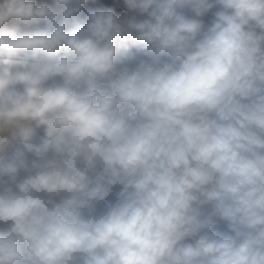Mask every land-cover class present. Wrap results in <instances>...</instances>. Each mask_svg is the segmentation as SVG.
I'll return each mask as SVG.
<instances>
[{
	"label": "clouds",
	"instance_id": "9594fccd",
	"mask_svg": "<svg viewBox=\"0 0 264 264\" xmlns=\"http://www.w3.org/2000/svg\"><path fill=\"white\" fill-rule=\"evenodd\" d=\"M0 264H264V0H0Z\"/></svg>",
	"mask_w": 264,
	"mask_h": 264
}]
</instances>
